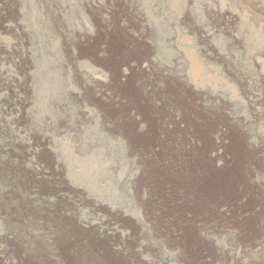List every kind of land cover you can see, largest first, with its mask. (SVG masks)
I'll use <instances>...</instances> for the list:
<instances>
[{"label":"rangeland","instance_id":"374dc122","mask_svg":"<svg viewBox=\"0 0 264 264\" xmlns=\"http://www.w3.org/2000/svg\"><path fill=\"white\" fill-rule=\"evenodd\" d=\"M0 264H264V0H0Z\"/></svg>","mask_w":264,"mask_h":264},{"label":"bare ground","instance_id":"6f19581e","mask_svg":"<svg viewBox=\"0 0 264 264\" xmlns=\"http://www.w3.org/2000/svg\"><path fill=\"white\" fill-rule=\"evenodd\" d=\"M116 10V9H115Z\"/></svg>","mask_w":264,"mask_h":264}]
</instances>
